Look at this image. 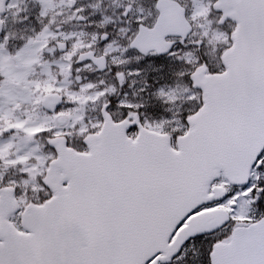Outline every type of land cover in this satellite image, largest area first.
<instances>
[{
    "label": "snow or ice",
    "instance_id": "obj_1",
    "mask_svg": "<svg viewBox=\"0 0 264 264\" xmlns=\"http://www.w3.org/2000/svg\"><path fill=\"white\" fill-rule=\"evenodd\" d=\"M31 4L0 0V264H264V0Z\"/></svg>",
    "mask_w": 264,
    "mask_h": 264
},
{
    "label": "rangeland",
    "instance_id": "obj_2",
    "mask_svg": "<svg viewBox=\"0 0 264 264\" xmlns=\"http://www.w3.org/2000/svg\"><path fill=\"white\" fill-rule=\"evenodd\" d=\"M29 4V7L32 8V4L31 2L28 3ZM32 16L34 17L35 16V9L33 8L32 10ZM31 25V22H29V24H14L12 23V19L11 17L9 18V29H11L12 31H15L16 34H17V39L16 40H13L10 45H9V48L11 49L14 45L15 46H18L20 41H19V36L21 34H23V30L27 29L28 27H30Z\"/></svg>",
    "mask_w": 264,
    "mask_h": 264
}]
</instances>
